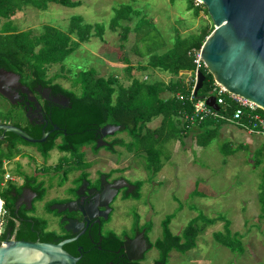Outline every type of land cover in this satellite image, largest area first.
Wrapping results in <instances>:
<instances>
[{
    "label": "rangeland",
    "instance_id": "1",
    "mask_svg": "<svg viewBox=\"0 0 264 264\" xmlns=\"http://www.w3.org/2000/svg\"><path fill=\"white\" fill-rule=\"evenodd\" d=\"M70 1L78 2L79 5L63 7L48 4L44 10L26 7L11 17V22L18 31L33 30L37 34L45 25L66 32L74 17H80L83 24L104 27L101 39L94 36L93 31L89 41L81 44L62 64L48 68V77L59 75L55 82L65 89H71L68 71L75 74L90 69L103 76H119L123 86L127 87L129 82L126 78V65L122 61L124 58L132 66L145 65L150 48L156 49L164 42L167 50L172 47L177 33L184 39L198 33L202 25L210 24L203 8L198 16H194L195 10L191 8L190 0ZM194 3L201 5L199 0H194ZM123 6H130L134 15L131 21L121 20L118 29L113 32L109 26L115 17L116 9ZM137 20L140 25L135 32ZM124 26H130L131 30L127 40L122 43L120 33ZM136 33L139 39L134 47ZM131 74L142 80L165 83L172 78L168 73L152 69L146 72L135 69ZM5 107L6 104L0 99V108ZM180 122L183 125L181 120ZM191 127L190 125L188 129ZM116 137L129 141L125 133ZM176 146L174 140L163 143L159 150L165 155L161 156L163 167L154 177L145 170L144 159L133 154L121 151L120 162V166H125L126 176L130 181L141 182L136 212L142 222L151 208L153 209L150 233L152 243L161 237V224L168 216H172L169 229L173 235L180 236L189 223L194 221L198 229L202 230L194 249L184 254L171 252L167 264H264V199H261L264 192V177L261 175L264 164L261 162V166L256 165L253 169L249 160L257 161V155L246 149H236L235 154L231 156L222 153L206 162L208 156L204 154H216L217 144H212L209 149L202 148L204 151L200 159H194L197 155L193 152L188 155L182 149L174 152ZM30 147V150H33V146ZM104 152L107 151L104 149L100 153ZM119 155L120 150L116 156ZM49 156L52 162L55 158L54 151L50 152ZM190 157L194 162L187 163ZM109 159L113 161L115 157ZM222 159L226 160V166H223ZM206 169H209V172H205ZM7 170L14 176L12 164ZM125 211L126 208H121L110 225L113 232L119 236L133 221V212ZM219 216L229 221L228 228L231 232L238 234L235 240L241 243L244 250L242 254L232 253L230 249L214 240V233H223L225 222H215L210 226L205 223L206 219L213 221ZM240 220L243 223L239 222ZM146 226L149 227V224ZM2 230L1 228L0 232ZM155 253L157 254V251L152 250L148 256L155 258Z\"/></svg>",
    "mask_w": 264,
    "mask_h": 264
},
{
    "label": "trees",
    "instance_id": "2",
    "mask_svg": "<svg viewBox=\"0 0 264 264\" xmlns=\"http://www.w3.org/2000/svg\"><path fill=\"white\" fill-rule=\"evenodd\" d=\"M190 1L191 8L195 10L194 16H198L203 8L210 24L202 25L198 33L184 39H181L177 33L172 47L163 53L158 52L162 48L161 45L156 49L150 48L146 64L136 68L142 72L152 69L168 73L172 77L168 83L142 80L132 75L131 72L135 68L124 58L122 60L124 63H122L126 65V78L129 82L127 87L123 86L119 76H100L94 69H90L75 74L68 71L71 77V89H65L55 82L59 75L48 77V68L62 64L81 44L89 41L93 31L94 36L101 39L105 31L104 27L83 24L80 17H74L66 32L48 25L43 26L38 34L33 30L18 31L12 24L11 17L23 8L44 10L48 4L74 7L79 3L70 0H0V69L20 76L22 83L27 86L41 85L52 88L55 92L63 94L69 100L70 106L63 119L57 120L58 124L70 134L62 138V144L56 145L54 141H51L43 148L38 144H29L12 133H6V138L0 140V198L4 201L1 216L11 210L13 199L9 197L15 188L12 184H8V188L3 193L1 191L4 177L8 173L4 169V163L18 155L19 146H36L47 157L54 149L58 151L79 150V147L93 143L96 134L105 125L118 126L120 127L119 132L125 133L129 141L116 140L111 146L123 147L127 153L144 159L145 170L151 177L161 171L163 167L161 156H165L159 151L161 146L166 141H176L186 130L185 127H189L184 123L182 125L180 120L182 114H191L193 109L187 97L195 84L194 53L201 48L214 29L206 8L202 4L196 5L194 0ZM133 12L130 6L116 9L115 17L109 26L110 29L116 32L121 20L131 21ZM139 25L140 22L137 20L135 32ZM130 30L129 26L121 28L120 41L122 43L127 40ZM135 36L134 47L137 46L139 39L137 33ZM199 72L205 76V79L196 99L207 97L214 84L213 77L206 68L200 69ZM230 112L231 109L227 110V114ZM158 118H161L159 128L149 129L147 125ZM8 120L0 114V124L7 123ZM206 122L215 121L206 120L200 125ZM201 145L204 144L201 143ZM136 186L137 189L140 188L141 182H137ZM136 196L139 197L138 192ZM263 196L261 199H264ZM171 220L172 216H168L162 222V235L153 244L160 255L162 264L168 263L171 252L184 254L194 249L196 240L202 233L194 221L189 223L180 236L173 235L169 229ZM215 222L206 219L205 224L210 226ZM229 225V221H226L223 233H214V240L219 245L230 249L232 253L242 254L243 247L235 240L238 234L232 233L228 228ZM13 228L14 224L9 222L6 233L12 232ZM43 229L44 226L40 228V230ZM5 236L6 234L0 236V243L6 238ZM15 239H22L21 234ZM116 242L117 248L121 242L119 239H116Z\"/></svg>",
    "mask_w": 264,
    "mask_h": 264
},
{
    "label": "flooded vegetation",
    "instance_id": "3",
    "mask_svg": "<svg viewBox=\"0 0 264 264\" xmlns=\"http://www.w3.org/2000/svg\"><path fill=\"white\" fill-rule=\"evenodd\" d=\"M0 99L6 104L0 114L9 119L0 125L17 127L34 139L47 135L43 143L35 145L45 148L51 141L62 144V138L70 135L57 122L70 108L69 100L52 88L27 86L20 76L0 69ZM101 129L93 143L79 150L54 149L52 162L49 154L44 156L36 146L33 150L30 146L18 147V155L6 166L7 170L12 164L14 176L10 174L11 179L2 183V193L8 184L15 187L9 197L13 199L11 210L0 218V236L6 234L3 241L8 237L17 241L16 236L21 234L18 241L67 242L62 248L77 259L75 264H162L158 252L155 258L148 256L156 251L150 239L153 209L142 222L136 212L140 200L136 193L141 187L137 189L126 176L125 166H120L126 150L111 146L124 139L116 137L119 131L103 136ZM104 149L107 152L101 154ZM118 150L120 155L116 156ZM121 208L133 212V221L119 236L110 225ZM9 222L14 228L6 233ZM116 239L121 242L117 248Z\"/></svg>",
    "mask_w": 264,
    "mask_h": 264
},
{
    "label": "water",
    "instance_id": "4",
    "mask_svg": "<svg viewBox=\"0 0 264 264\" xmlns=\"http://www.w3.org/2000/svg\"><path fill=\"white\" fill-rule=\"evenodd\" d=\"M199 1L214 27L201 46L199 56L202 63L215 83L264 111V0ZM204 79L199 72L194 85L195 96ZM205 102L215 111L220 110L214 97ZM119 130L118 126L106 125L101 133L106 136ZM0 132V140L5 138V133H12L29 144L43 143L47 136L44 134L42 138L34 139L11 125H0ZM1 207L0 199V211ZM65 243L16 241L8 237L0 243V264H75L77 259L62 248ZM125 247H128L127 242Z\"/></svg>",
    "mask_w": 264,
    "mask_h": 264
},
{
    "label": "crops",
    "instance_id": "5",
    "mask_svg": "<svg viewBox=\"0 0 264 264\" xmlns=\"http://www.w3.org/2000/svg\"><path fill=\"white\" fill-rule=\"evenodd\" d=\"M160 45L162 48L158 52L159 53L165 52L167 45L164 42H162ZM130 65L132 66V64ZM139 66L140 64H137L136 66L134 65L133 67H135L136 69ZM135 69L133 71H135ZM160 125H161V118H158L153 120L151 123H149L147 127L151 130H155L159 128ZM185 128L186 130L183 131V134L176 140L177 146L174 152L180 151L182 149V151L188 155L190 154V152H193L195 155H197V157L195 156L196 158L194 159H200L203 155L201 153H203L204 151L201 150L202 148L206 147L207 149H209V147L212 146V144H217L218 147L216 148V152H217L216 154H213L212 152L211 154L210 153L204 154L208 156L206 162H209L211 158L214 157L217 158L218 155L222 153H225V156H231L235 154L234 150L236 149H246L251 154L257 155V159H256L257 161H253L252 159L249 160V164L252 165L253 169H255L254 166L256 165L261 166L262 163L264 164V138L258 134L247 133L245 130H243L238 126L226 124V123H218V122H206L205 124H201V125L195 124L194 126L191 127V129H188V127ZM200 142L203 143L204 145H201ZM194 159L190 157L187 160V163L188 162L192 163V161L194 162ZM222 160L224 161V159ZM225 161L223 162L224 164L223 166H226ZM263 166L264 165H262L261 175H263L264 177ZM205 172H209V169H206ZM212 196L216 197L214 195ZM255 217L257 219L259 217V214ZM214 221L220 223L226 222L222 216L217 217L216 219H214ZM239 222L242 221L240 220ZM222 229L224 230V228Z\"/></svg>",
    "mask_w": 264,
    "mask_h": 264
},
{
    "label": "built area",
    "instance_id": "6",
    "mask_svg": "<svg viewBox=\"0 0 264 264\" xmlns=\"http://www.w3.org/2000/svg\"><path fill=\"white\" fill-rule=\"evenodd\" d=\"M200 49L194 53L193 58V63L195 65V83L199 70L206 68L199 56ZM209 97L215 98L216 104L220 108L219 111H215L206 105L205 100ZM179 99L181 98L179 97ZM187 100L192 103L193 109L191 114L184 113L181 115V121L184 125L194 126L195 124L203 123L206 120H213L218 123L238 126L247 133H255L264 138V111L254 103L229 93L215 82L208 97H204L202 100L196 99L193 86ZM222 109L223 112L221 113ZM229 109H231V112L227 114V110ZM6 166L7 162L4 163V169H6ZM10 179V174L8 172L4 177V181ZM2 214L1 207L0 218Z\"/></svg>",
    "mask_w": 264,
    "mask_h": 264
}]
</instances>
